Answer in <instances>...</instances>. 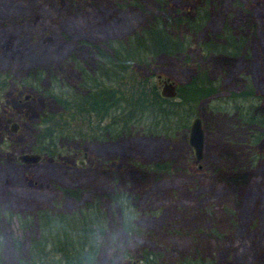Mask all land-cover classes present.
Listing matches in <instances>:
<instances>
[{"label":"rangeland","instance_id":"rangeland-1","mask_svg":"<svg viewBox=\"0 0 264 264\" xmlns=\"http://www.w3.org/2000/svg\"><path fill=\"white\" fill-rule=\"evenodd\" d=\"M17 1L0 0V15L8 4L13 7L10 12L15 14L11 22L21 23L25 15L27 18L24 28L13 29L12 26L5 30L0 17V54L5 55L0 57V65L11 56L7 51L8 43H20L16 40L22 33L27 36L36 31L32 24L39 20V12L34 4L45 0ZM107 1L47 0L52 4L66 3L69 8L74 3L99 6L100 9L101 4L108 5ZM128 10L125 8L122 15L120 13L107 23L102 22L104 17L95 19L81 33L77 24L75 30L69 29L67 36H97L108 38L110 42L119 41L121 37L127 40L145 22L138 16L139 20L131 15L128 17L125 13ZM230 12L235 16L234 21L230 20L233 27L244 12H252L256 21L245 30L247 35L240 41L243 47L228 64L226 73L209 63V76L218 80L221 95L231 93L232 96L243 89L251 95L247 99H225L199 105L197 115L202 120L205 136L201 162H196L188 145L189 127L185 133L169 139L142 138L140 135L124 138L121 149L117 142L77 141L66 146L59 153L62 154L61 161L67 159L68 165H56L46 160L31 170L38 188L33 189L31 183L27 184L14 198L20 200L16 205L19 211H12L17 219L5 221L6 225L9 221L14 224L11 226L14 232L0 234L6 262L26 258L32 240L40 237V229L50 224L54 228L51 229V238H54L64 230L59 223L63 222L67 230L90 229L92 237L88 243L95 242L98 248L96 264H112L114 261V264H142L140 258L149 252H158L162 264H179L180 260L187 258L208 264H264V125L246 120L248 112L264 108V0H225L223 8L214 12V17L220 18L217 24L212 19L206 29L217 34L224 30V26H231L232 23L226 25ZM127 20L136 27L130 23L127 27ZM96 25L100 26L96 28ZM45 28L47 31L48 27ZM89 28H92L91 33ZM37 29L40 37L48 35L39 24ZM204 32L196 36L197 44L204 38ZM46 41H52V38ZM75 48L71 46L67 53L56 56L51 53L50 64L60 65L69 59ZM165 64L169 62L163 61V67H168ZM67 66L71 69V72L68 70L70 78L78 82L79 76L73 65L68 62ZM185 66L176 63L166 74L158 75L175 82L178 92L180 82L184 84L190 77L189 67ZM18 74L12 73L10 80L15 84L9 85L0 101V111L5 115V119L0 117V132H6L7 140L14 144L0 148L10 160L14 152L24 153L31 148L35 134L33 126L50 108L34 93L32 101L18 103L27 94L18 83L26 76ZM150 82L157 86L156 77ZM17 88L19 90L15 92ZM50 105L54 112L58 110L54 101ZM238 114L244 116V121L238 123ZM194 118L189 120L188 126ZM14 119L20 126L17 135L8 130ZM83 153L87 159L86 168L82 169L75 162L84 160ZM156 161L171 162L175 169L169 174L157 175H147L139 169ZM225 175H244L249 182L244 183V187H230L223 182ZM73 191L81 192L79 200L69 196ZM2 210L0 205V212ZM50 246L48 249L54 250Z\"/></svg>","mask_w":264,"mask_h":264},{"label":"trees","instance_id":"trees-1","mask_svg":"<svg viewBox=\"0 0 264 264\" xmlns=\"http://www.w3.org/2000/svg\"><path fill=\"white\" fill-rule=\"evenodd\" d=\"M107 2L108 5L101 4V9L99 6L85 4L72 3L69 8L66 3L52 4L47 0L36 2L34 6L39 12V20L33 23L32 27L38 31L39 24L48 35L40 37L36 31L27 36L22 33L16 40L20 43H8L7 51L11 56L5 59V64L0 65V69H6L9 74L2 77L5 79L0 82V86H6L8 83L6 79L10 78L13 72L18 74L21 71L26 77L18 83L42 97L46 107H50L35 124L40 142L39 150L48 153L54 144L55 148L52 151L54 154L50 156L57 158L58 146L65 142H69L70 146L77 141L102 144L117 142L120 143L121 149L123 139L131 136L169 139L186 132L189 120L199 116L197 108L200 104L250 97L251 92L244 89L232 96L231 93L221 95L218 80L209 76L211 68L209 63L220 67L221 73H226L228 64L239 55L237 51L243 47L240 41L247 35L245 30L256 21L252 12L251 14L244 12L241 19L236 20L235 27L232 22L235 16L231 12L228 13L226 25L229 23L232 25L224 26L223 31L212 34L210 33L212 29L206 28L212 19L214 24H217L220 18L214 17V12L223 8L225 0ZM17 7L18 5L15 10ZM125 8L129 9L125 12L128 17L131 15L132 18L139 20L138 16L145 21L140 30H135L127 40L121 37L118 38L119 41L110 42L108 38L97 36L87 38L67 36L69 29L75 30L77 24L81 33L91 21L104 17L102 22L107 23L120 13L122 15ZM11 9L13 7L5 5L0 15L2 27L5 30L12 26L13 29L24 28L22 26L27 22L26 15L21 23L11 22L15 15L10 12ZM126 23L128 27L130 20ZM99 26L96 25V28ZM130 26L136 27L135 23H130ZM45 27H48L47 31ZM91 29L89 28L88 32L91 33ZM203 31L204 38L197 44L195 38ZM47 38H52V41L47 42ZM57 46L60 48L56 49ZM71 46L76 48L73 54L69 55V59L60 65L50 64L51 53H55V56L67 53ZM163 61H168L169 64L164 66H169L163 67ZM68 62L77 72L78 82L70 78L71 69L67 66ZM176 63L189 67L190 77L187 82L184 84L180 82L178 85L177 101L161 99L156 86L150 80L159 73L166 74L165 72ZM52 101L57 104L56 112L50 105ZM248 113L246 117L248 123L255 121L264 125V108L254 109ZM236 117L239 118L238 123L244 119L242 114ZM139 169L147 175H157L169 174L175 168L171 162L156 161L146 165V168ZM176 170L180 171L181 168ZM225 176L223 182L230 187H244V183L249 182V178L244 175ZM80 195V191L69 193L76 201L80 199ZM9 222L4 227L0 221L3 235L7 231L9 235L14 232L11 228L14 224ZM59 223L64 230L54 238H51V229L54 228L50 224L46 225L47 228L40 229V237L32 240L26 258L6 262L3 258L5 250L0 248V264H96L98 248L95 242L88 243L92 237L90 229L78 227L67 230L68 227L63 222ZM6 226L9 228L6 229ZM49 244L54 250L48 249ZM160 258L158 252H149L142 255L140 262L162 264ZM179 264L208 263L187 258L180 260Z\"/></svg>","mask_w":264,"mask_h":264},{"label":"flooded vegetation","instance_id":"flooded-vegetation-1","mask_svg":"<svg viewBox=\"0 0 264 264\" xmlns=\"http://www.w3.org/2000/svg\"><path fill=\"white\" fill-rule=\"evenodd\" d=\"M1 56L4 57L5 55L0 54V57ZM0 70H1L0 71L1 72L0 82H1V81H4V79H5L2 77H5V74L6 75L9 74V72L6 71V69H4V70L0 69ZM155 77L157 80L156 88L160 90V86H159L160 84L159 83H161V79L158 80L157 77H161V75L157 74ZM163 79H165V78H163ZM6 80L8 82L6 84V86H3V85L0 86V101L2 99L1 97L5 93L6 89L9 88V85L13 84V81L10 80V78H7ZM19 85H20V88L23 89L24 92H26L27 94H24L22 96V99L18 100V103H22L23 101H32L34 92L32 90L23 88L21 86V84H19ZM18 88L15 90V92H17V90L20 89V88L19 89ZM159 90H158V95H159ZM26 95H30L28 100H24V97ZM171 101H173V100H171ZM0 117L5 119V115L2 113V111H0ZM10 122L11 123L8 126V130H9L10 134L17 135L18 132L20 131V126L16 122V119H14ZM38 122H39V120L35 123H38ZM33 128L35 131V125L33 126ZM5 133L6 132H4V131L0 132V147L14 145V144H11V142L9 140H7ZM38 138L39 137L37 135V132L35 131L34 141L31 143V146H30L31 148H28L26 150V152H24V153L22 152V153L16 154V152H14V156H13L12 160L8 159L7 154L5 152H3V150L0 148V174L3 173V175H0V205L3 206V210H2V212H0V221H2L4 224H5V221L7 219H9V220H11V219L16 220L17 219L16 215L12 214V211L13 210H15L16 212L19 211V210H17L16 205L20 200L14 199V198H16L21 193L20 191L23 188V186L31 183V186L33 189L38 188V181L34 179V177H35L33 175L34 173L31 171L33 168L38 167L40 164H44L46 160H49V161L51 160L56 165H59V164H62L64 166L68 165L67 159H64L63 161H61V157H62L61 155L62 154H60L59 152H62V149L65 148L66 146H70L69 142H65L64 146L63 145L58 146L59 148L57 149V158H54V157L50 156V155L54 154L52 152L55 148L54 144L51 145V151L50 152L44 153L43 151L39 150L40 142H39ZM22 155H38L41 157V161L38 162L37 164H34V165L33 164H31V165L22 164L17 160V158L19 156H22ZM83 158H84V160H80V161L85 162V165L83 167L78 166L77 163L80 161L75 162V165L79 168H82V169L86 168V161H85L87 159L86 153H83ZM19 169L22 170V173H20L21 171L19 172ZM13 200H16V201L14 202ZM7 212H9V213H7ZM2 229L3 228H0V232H1L0 234H3ZM0 248H3V243L0 244Z\"/></svg>","mask_w":264,"mask_h":264},{"label":"water","instance_id":"water-1","mask_svg":"<svg viewBox=\"0 0 264 264\" xmlns=\"http://www.w3.org/2000/svg\"><path fill=\"white\" fill-rule=\"evenodd\" d=\"M158 80L161 79L159 96L165 100H175L177 98V85L172 82L171 79L162 77H157ZM30 95H26L24 100H28ZM188 145L192 149L196 162L199 164L203 158V152L205 147V136L203 131L202 120L199 117L193 119L189 126L188 131ZM17 160L26 165L37 164L41 161V157L38 155H22L17 158ZM78 166L83 167L85 165L84 161L77 163Z\"/></svg>","mask_w":264,"mask_h":264}]
</instances>
